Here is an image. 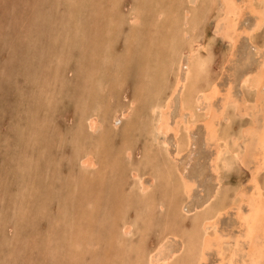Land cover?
<instances>
[{"label":"rangeland","instance_id":"obj_1","mask_svg":"<svg viewBox=\"0 0 264 264\" xmlns=\"http://www.w3.org/2000/svg\"><path fill=\"white\" fill-rule=\"evenodd\" d=\"M103 1V3L100 2L102 3L101 5L97 0H85V2L84 0H0V264H135V261L139 262L142 259L139 258L140 256L138 257L139 246L147 248V250H154L155 253V251H157L156 249L160 246L161 239H163V232H173L174 228L176 230L183 228V230L186 231L187 228L193 226L194 216L188 218H186V216H181L182 214L180 217L173 216L174 210L179 208L182 200L187 201L184 207L186 206V209L190 207L189 209H191L204 202L205 198H208L209 195L214 193V191L221 186L222 188L219 189L221 193L219 192L217 200L224 199L229 204L232 200L234 201V198L239 201L241 199V196H239L241 192L243 193L246 188L247 190L251 188L249 184L252 172L251 166L248 168L246 167L245 170L241 164H234L233 168H224L219 174L220 179L219 177L217 179L211 163L216 152L214 147H212L214 142L206 141L205 127L200 123L196 126L195 132L193 131L194 133H192L194 135L192 137L194 138L193 142L195 144L190 145L187 149L188 152L185 151L181 155L182 157L178 156L176 163L178 162L180 165H178V163L175 165H178L180 168L177 167L178 171L177 168H175L176 173H174L172 179H169V182H167V192L170 194L169 201L166 200V202L164 200L165 192L163 189L165 188H157V191H153V193L157 192L156 198L158 200L157 203L152 201V205L156 208L150 211L151 214H149V216L155 217H150L149 220H151V222L148 221V215L145 216V220L137 219V209H135V207L131 208L130 205L128 208L125 207L121 203L122 201L117 198L116 190L118 187L114 184L117 172H114V169L110 165L113 162L112 160L117 159L115 156L118 155L123 148L124 139L127 135L124 130L129 124H133L136 128L135 134L128 135L129 140L130 138L132 140H134V138L137 139L134 140L135 146L133 157L130 159L131 161L127 157L121 159L124 164H121L122 170H119L120 174L124 171H126L125 173H127L128 170L130 171L131 164H140L141 161L144 160L143 149L147 143V135L143 133V131H146V120L144 121V119L149 112L147 109L143 110V108L145 109L147 100L138 101L137 108L139 106V109L136 108V110L133 111V119L132 116L128 119H123L122 116L114 117L112 116L114 113H110L109 119L105 122L107 125L105 130L109 132L107 136L108 139L106 138L102 146L96 143L97 140L94 141L96 138L95 134L93 137H88L90 134L85 128L86 124L84 120L86 111L96 109L103 115L107 107L108 109L112 108V110H114L116 109V105H120L126 111L129 100H131L134 92H136L140 86H143L145 90L146 87L148 89V92L144 90V92L148 94L144 93L142 96L143 99L147 96L152 98L153 95L149 96V93H152L155 89L150 90V92L149 89L155 84L158 85L160 83L159 81H161L158 80V76L161 79L160 75L162 73L159 69L160 62H163L165 56L169 57L168 55L171 56L174 54L177 46L188 47L192 38L189 36V38L181 39V32L174 30V26L178 25L177 22L179 23V21H182H178L177 18L174 19V14H176L178 18H182L179 4H181L180 2L183 4L186 0H172V4L170 3L171 0H144L143 3L145 7L142 6L144 10L142 8V15L137 19V23L139 22L140 24H134L132 19H130V13L133 12V7L139 4L141 2L140 0H119V2L117 0ZM109 1L110 3H114V6H112L116 7V9L109 4ZM165 2L169 3V5ZM105 4L107 6H105ZM164 4H166L165 7ZM108 6L109 9L106 8ZM154 9L159 10L154 11ZM171 11L173 13L168 14ZM247 11H249V9H247ZM161 13H167L168 15L165 14L164 16L161 15ZM178 13L180 15H178ZM111 14L116 16L113 17ZM148 15H150V17H148ZM169 15H171L172 18ZM122 16L124 19H122ZM142 16H146V18L144 17L145 19L148 17L146 22ZM109 17H113V19ZM166 17H168V20ZM169 19H173L174 21H169ZM215 19L216 17H212V19L204 20L203 22H207L208 20L209 23L205 22V24H201V28L198 27L196 29L198 33L201 34L199 40L201 42H199V44L204 42L203 44L207 46L206 48H201V51H206L207 48H210V53L212 52L211 57L213 58L211 59L213 62L211 61L209 66V73H204L202 77V84L206 85L207 82L209 83L210 79L215 76V79L218 80L215 82L220 85L219 87L222 86V91H225V89L229 88L231 83L236 80L237 83L234 82V88H230L235 89L236 91L233 89L232 91L234 94H237L241 92L237 80V78L240 77L239 70L244 73V69L249 65V67H251L253 62H259L261 57L260 54L264 55V50H258L257 46H254V43H252L253 48L251 45H238L233 47L235 50H233L234 53L237 52V56L234 57L230 54L231 47L226 39L222 38L223 41L216 40L215 43H211V45L208 46L209 39L215 35L214 22L217 20ZM121 20H123V22ZM117 23L120 25H116ZM160 23H165L166 26ZM77 24L79 25L77 26ZM153 26L154 28H152ZM148 28L149 30H146ZM166 28L168 29L166 30ZM134 29L136 31H133ZM146 31L155 32L156 36H152V33L149 34V32ZM160 31H162L161 35ZM166 31H169V33H166ZM112 32L117 34L116 37ZM133 32H135L134 34L137 37L132 34ZM174 32H177V34ZM146 33L149 35H146ZM162 35L168 40L164 39ZM149 36L152 37L150 38ZM154 37H158L157 40L161 46H157L159 43H154V41L158 42ZM143 38H145V41L142 40ZM152 38L155 40H150ZM129 39H133L132 42L135 39V41H138L136 44L140 46H135V41L133 44L130 43L131 41ZM150 41L156 44V46L154 44L151 45ZM162 43L164 44L162 45ZM143 44H145V46ZM167 44L169 49L166 48V51L164 45ZM131 45H134L133 47H135V49H133ZM128 46L131 55L127 52L129 55L126 56L125 49H127ZM140 47L142 49L143 47L145 48V50L143 49L144 52H142V49L140 50ZM21 48H23V50ZM156 49L160 52L159 54H162L164 51L158 58L156 56L153 57L156 54L158 55ZM153 50H155L154 55L152 54ZM252 50L253 56L250 54ZM145 52H151V58H155V61L159 60V63L155 61L152 62L154 59H150V57H148L149 55L147 56L148 59L151 60L149 62H152V64L156 63V65L153 64L152 66L155 68L152 69V67H150L151 64L147 62L148 59L145 56L147 53ZM143 53H145V55H142ZM103 55L105 57H103ZM108 55L111 57H108ZM141 55L142 57H146V60L142 59L144 62H147H145L148 64L147 67H143L144 62L141 59ZM163 56L164 59L162 60L161 58H163ZM167 57L166 59H168ZM230 61H232V63H230ZM247 61L249 64H247ZM165 62H169V60ZM222 65L225 66L223 67ZM148 67L152 70L146 69ZM230 67L234 70L238 67L236 69L237 73H235L236 71H231L229 74ZM97 69H99L101 73L97 71ZM248 69L249 68H247L246 71ZM148 70H151V73L149 72L150 74L147 73ZM158 70L161 72L160 75H156L155 77L151 76V74H159ZM98 77L101 82H105L103 83V88H100ZM207 79L209 81H207ZM154 80L155 82L157 80L159 83H154ZM168 81L169 83L172 82L173 78H169ZM112 82L120 85L113 87L114 91L109 90L110 88L107 87L108 84L112 85ZM151 82L154 84L153 86H151ZM136 83V86L139 84L138 87L134 85ZM121 91H124L125 94L122 95ZM114 98L117 100L113 101ZM176 98L174 99V108L171 112L170 123H174L176 119L179 120L181 116L179 99ZM101 102H105V108L99 105ZM49 103H51V105H49ZM108 104H110V107ZM220 105L221 97H218L215 100V106L219 108ZM204 106L205 105L201 107V110ZM99 107L102 108L99 109ZM142 110L146 114H144ZM137 111L141 112L142 115L141 113L138 114ZM199 112L198 116L203 115L202 111ZM183 117L186 119L189 118L188 114L183 115ZM116 121L117 123L120 122L118 130H115L113 127ZM240 123L238 119L232 120L229 131L232 137H237L238 139L243 138L240 137V135H243L241 131L242 127H240V125L242 126L243 124ZM222 125L224 126L225 124ZM224 127L228 128L226 126ZM181 128L184 129V124L181 125ZM234 131L239 134H236ZM101 132H103V130L100 131L99 134ZM83 135H85V138ZM160 138L163 140L165 137L160 135ZM167 140L169 143V152L175 154V144L177 141L175 135L169 133ZM80 142H83L85 145L83 146V143ZM79 143L82 144V146ZM230 143L232 144L233 141L231 140ZM157 145L153 147L154 149L152 148L151 156H153V160L158 159V162H163L166 156L164 154L165 147L159 146L161 143ZM242 146H240V148H242ZM79 147H81V149H79ZM88 147L97 154L99 153V160H102V162L104 158L112 159L114 157V159L110 161L111 163L108 161L110 164H106V167L107 165L109 167L103 168V163L102 167L94 170L93 174H88L79 158L85 150H88ZM114 153H116L115 156L109 157ZM81 167L84 169L82 170ZM102 168L104 170L102 172L104 179L99 180L97 178L98 172ZM140 168H143L142 165ZM107 169L112 172L109 173ZM181 170L185 172L187 177L192 178L190 180L196 182V187L193 190L194 193L192 192V195L190 194V197H192L190 199L188 196L184 195V191L181 189V183L179 181L181 180L179 175ZM262 173L264 174V171ZM262 173L259 175H261L260 178L263 180L264 175ZM114 175L115 177H113ZM129 175L130 174H128V176ZM73 176L76 179H73ZM92 176L96 177L92 178ZM93 179L97 181L95 180V182ZM128 180L129 182H133L131 176H129ZM144 180L149 182L150 177L146 174ZM72 182H74L76 186L74 183L71 184ZM83 182H85L86 185L83 184ZM129 182L127 183L129 184ZM217 182L219 183L217 184ZM100 183L102 185H100ZM127 183V191L124 192V195L126 197L131 195L135 196L136 189L129 188ZM101 186H103V188ZM238 193L239 195L237 196ZM162 198L165 205H167L164 210H161L157 205ZM47 200L48 203H46ZM216 202L212 204H216ZM242 206L243 210H247L246 206ZM117 214H120V217L117 216ZM124 221L132 224L135 222L134 224L136 226L133 228L135 236L123 235L124 232L120 230L119 227ZM29 222L31 223L30 226ZM219 223L220 234L224 237L223 245L227 251L231 252L234 250L232 247L236 244L235 237H237V234L239 235L242 230L241 227L239 228L236 210L233 208L225 213ZM176 224H180L181 227H178ZM161 226L163 228H160ZM168 226L173 228L171 229V227L169 228ZM112 227H118L117 230L119 232H116V230H114L115 228L112 229ZM141 229H144L142 231L143 233ZM108 231H110V233H108ZM114 234L116 236H114ZM228 234L232 236L230 237ZM80 238H84L80 240L81 243L79 242ZM172 238L175 247L181 245L182 238L180 240L178 239L179 237ZM97 240H99L98 243ZM232 240L235 243H233ZM77 242L80 244L79 248ZM87 242H89L88 246L86 245ZM92 244H94V246ZM71 247L75 249L72 251ZM83 247L84 249H82ZM85 247L88 249L86 250ZM112 248H115V252ZM116 248H118V250ZM108 249L112 251H108ZM70 252H72V255L69 256L68 253L70 254ZM84 254H86V256ZM237 254L239 255L235 257V262L238 264L244 263L246 254L243 248H240ZM105 256L109 257V259ZM80 257H82L83 260ZM104 259L107 261L104 262ZM218 262L219 256L217 252L212 250L207 261L201 264H218ZM262 264H264V262Z\"/></svg>","mask_w":264,"mask_h":264},{"label":"bare ground","instance_id":"obj_2","mask_svg":"<svg viewBox=\"0 0 264 264\" xmlns=\"http://www.w3.org/2000/svg\"><path fill=\"white\" fill-rule=\"evenodd\" d=\"M99 1L97 0L98 3L102 2L103 0H101L100 2ZM117 1L119 2V0H117ZM140 1H139L140 2L139 4H137V5H135L133 7V9H132L133 12L130 13L131 14V18L130 19H132V21L134 22V24L137 23V19H139L141 17V15H142L141 14V10L143 8L142 6H144V3H143L144 0H140ZM164 1H166V0H164ZM64 2H62V3H64ZM84 2H85V0H84ZM151 2H153V1H151ZM248 2H249V4L244 2L245 5H246V7L244 5L243 6L245 8H247V9H249L250 12L255 13L257 15V17H255L256 23H255V25L252 24L254 26H253V28L251 30H245V29L244 30H240L239 29L238 24H239V21L242 19V17H244V12H245L244 9L245 8L243 6H241V5H239L237 3V0H220V1L219 0H186L183 4H182V2H180L181 4H179V7H180L181 14H182V18L181 17L178 18L177 15L174 14L175 15V18L174 19L177 18L178 21L179 20H182V21H179V23L177 22L178 25L174 26L175 28L174 27L173 28H174V30H177V32L178 31L181 32L180 33V35L182 36L181 39L182 38L183 39L189 38V36H191L192 41L189 42L190 44L188 45V47H185V46L184 47L183 46H177L176 47V50H175V53L172 54L171 56L168 55L170 57V59L167 56H165V59H164V56H163V58H161L162 60L164 59L163 62H160V65H159L160 66L159 69H160V71L162 73L158 70V73L159 74H155V75L154 74H151V76H154L155 77L156 75L158 76L161 73V75H160L161 79L158 76V80H161V81H159L160 83L157 82V80H156V82L159 83L158 85L152 84L153 81L151 82V84H152L151 86L154 85L156 87L155 88L153 86L152 88L150 87L151 89H149V92H150V90L155 89V90L152 91V93L150 92L151 94L149 93V96L153 95L152 98H150V97H148L146 95L147 97L146 98L144 97V99H143L142 96L144 95V93H147L148 92L147 91L148 89H147L146 86H145L146 87V90H145V88L143 86H140V88H139L138 87L139 84H138V86H136L137 85V83H136L134 85L136 87H138V89H137L136 92H134V95L131 98V100L128 99L129 100V103H128L129 105L127 106L126 111L120 105H116L115 106L116 109H114V110H112V108L108 109V107L106 106L107 109L105 110V112L103 113V115H101L102 113H100V111H97L96 109H94V110H87L86 111V115L84 116L85 117L84 120H85V124H86L85 125L86 126L85 128L87 129V131L90 134V135H88V137H93V135L95 134L96 135L95 136L96 138L94 139V141L97 140L96 143H98V145L102 146V145H104L103 143L105 142V140H106V138L108 136V133H109V132H106V130H105V127L107 126L105 122L107 121V119H109L110 113L113 112L114 114L112 113L113 114L112 116H114V117H116V116L117 117L122 116L123 119H128L134 113L133 111L136 110L137 105H138V101H146L147 100L146 103L143 102V103H145V106H146L145 109L143 108V110H146L147 109V111L149 112L146 115V118L144 119V121L146 120L145 121L146 122V124H145L146 129L145 130L146 131L145 132L143 131V133L147 135V143H146V145L144 146V149H143V152H144L143 158H144V160H142L140 164H138V163H137L138 165L137 164L136 165L135 164H131L130 171L128 170L127 173H125L126 171H124L123 173L120 174V171L119 170H122L121 169L122 168L121 167V164H124L123 160H121V159L124 158V157H127L130 160L133 157L134 146H135L134 140H136L137 138H134V140H132L131 138L129 140V138H128V135H132L133 133L135 134L136 128L134 127L133 124L127 125V128L126 129L124 128L125 129L124 130L125 131V134L127 133V135H126V138L124 139L123 148L120 150L119 154L116 155V153H114L113 155L109 156V157H113V156L116 155L115 157H117V159H114V157L112 158L114 160H112L110 158H104V160L102 162V160L101 161L99 160L100 159L99 158V153L97 154L95 151H93L92 149H90V147H88V150L87 151L86 150H85V152L83 151L84 153L81 154V156L79 155L80 156L79 158L81 159L82 165L86 168L85 171L88 174H93L94 173V170L99 169V167L101 168L103 163H104L103 164V166H104L103 168L109 167L108 165L106 167V164L108 163V161L109 162L111 160L113 161L112 163L110 162L111 163L110 166L114 169V172H117V176L116 177H115V175L113 176V177L116 178V179H114V181H115L114 184H115V186L118 187V189L116 190L117 191V198H119V200L122 201L121 203L125 207L128 208V206L130 205L131 208L132 207H135V209H137V212H136V214H137L136 215V218L137 219L145 220V216L148 215V221L151 222V220H149L150 217H152L151 215L149 216V214H151L150 211H152V209H155L156 208V207L154 208V206L152 205V203L153 202H156L157 203V200H158L156 198L157 192L156 193H153V191H157V188L158 189L165 188V189H163L164 192H165L164 193L165 194V196H164L165 199L164 200L165 201L166 200L169 201V195L170 194H168V192H167V187H168L167 186L168 185L167 182H169V179H172V177L174 176V173H176L175 172V168L179 167L178 165H180L178 162H177L178 165H175V164H177L176 163V160L178 159V156L180 157L185 151L188 152L187 149L189 148V146L192 145V144H195L193 142L194 141V138L192 136H194V135L192 133L195 132L196 126L198 124H200V123H202L203 126L205 127V131H206V134H205V137L206 138L205 139H206V141H208V142H214V144L212 145V147H214V149H215L216 152H215V154L213 156L214 158L212 159V162L211 163H212L214 172L216 173L217 179L219 177L220 172L224 168L225 169L233 168L234 167L233 166L234 164H237V163L241 164L244 167L245 170H246V167L248 168L249 166H251V171L252 172H251L250 179H249V184H250L251 188L248 189V190L246 188L243 191V193L241 192L240 195H239V193L237 194V196L238 195L241 196V199L238 197L240 199L239 201L236 200L235 198H234V201L232 200V202L229 203V204L224 199H218L219 200L218 201L217 198H218L219 192H220L219 189L222 188L220 186V184H219L220 188L218 187L214 191V193H212L211 195H209V197L207 196L208 198H205V201L204 202H202L201 204H199L197 206L195 205L196 207H193L191 209H189L190 208L189 207L188 209H186L185 208L186 206L184 207V204H185V202L187 203V201L186 200H182L179 208L174 210L173 216L174 217H177V216L180 217L181 214H182L181 216H184V217L186 216V218H188L190 216H194V218H193V226L191 228H187L186 231H184L183 228L182 229L179 228L180 230H176L174 228V231L173 232L172 231L171 232H166V231L163 232V234H162L163 239H161V241H160V246L158 245L159 247L158 248L156 247L157 248L156 249L157 251H155V253H154V250H147V248H142V246H139L138 247V257L140 256L139 258H142V259L139 262L138 261H135V264H201L202 262H204V261L206 262L207 261V258L209 257V254H210V252L212 250L215 251V252H217V255L219 256V262H218V264H238V263L235 262V257L237 255H239L237 253L240 250V248H243V251L246 254V257L244 259V263H242V264H262L264 262V240H263L264 239V178L262 180L260 178L261 175H259V174H261L264 171V110L261 111L260 108H259V107H261V109H262L264 107V105L262 104V102L264 101V55L260 57V61L258 62V65H256L257 68L254 67L255 70H252L254 68H251L250 69V67H247V68H249L247 71H246L247 68L244 69L246 71V72L244 71V73H242L239 70V73H240L239 76L240 77L237 78V80L239 82L238 85H239L240 91L241 92H244V91L249 92L250 89L257 91L256 93L253 92V91H251V92L254 93V94L252 93L253 95L250 94L251 92L249 93L250 95L248 94L249 97L250 96L253 97L256 94L255 95L256 98L254 97L255 99H253L252 105H250L248 103V99H246L244 93H241V97H240L236 93L234 94V92L232 91V89L234 88L233 87L234 82L237 83L235 79H234L235 81L231 83L232 86L230 85L229 88L225 89V91H222L221 90L222 86L219 87L220 85H218L216 83L218 80L215 79V76L212 77L211 79L209 78L210 81L207 79V81H209V83L207 82L206 85L202 84V79H203L202 77H203L204 73H209V71H210L209 66H210L211 61H212L211 59H213V58L211 57L212 56L211 55L212 52L210 53V51H211L210 48H207L206 51H201V48H203V47L206 48L207 46H205L203 44L204 42L202 44H199V42H201V41H199L200 38H201L200 37L201 34L198 33V30H196L198 27L199 28L202 27L201 26L202 22L205 20V18H207V16L211 15L210 12L214 11L213 8H216V6H218V3H219L220 6H218V7L220 9L218 10V12L216 11V12L212 13V15L210 16L211 18L212 17L213 18L216 17V19H217V20L215 19L216 20V25L214 27V29H215V35L214 36H217V37H220V38H223V39L228 40L229 41V46L231 47L230 48L231 53L230 52L229 53L231 54V56H234L235 57L236 56L235 54L237 52L234 53L235 50H234L233 47L235 46V43L236 42L238 43L240 37L242 35L244 36L246 34L248 36V38H250L249 40L251 41V44H252L254 42V40L251 39V38H254L253 37V34L256 33L257 31H260L262 29V25H263V19H264V17H263L264 15L262 14V11L263 10L260 11L261 9H258L255 6V4L256 5H259V4L255 3L253 0H251V1L249 0ZM102 3H100V4L102 5ZM165 3H167V2H165ZM170 3L172 4V0L170 1ZM109 4L111 6L112 5L114 6V3H110V1H109ZM107 5H108V3H107ZM107 5L105 4V6H107ZM165 5L166 4H164V7H165ZM167 5H169V3H167ZM109 6L106 7V8L109 9ZM96 8H95V10H96ZM113 8L116 9V7H113ZM152 9H153V7H152ZM143 10H144V8H143ZM157 10H159V9H157ZM157 10L154 9V11H157ZM139 12H140V15H139ZM162 12H164V11H162ZM208 12H209V14H208ZM110 13H112V12H110ZM145 13H146V11H145ZM167 13H165V14H167ZM172 13L173 12L171 11L168 14H172ZM165 14L161 13V15H164V16H165ZM178 15H180V14L178 13ZM115 16H113V17H115ZM146 16H142V18H144V17L146 18ZM169 16H171V15H169ZM113 17H109V18L110 19L111 18L113 19ZM148 17H150V15H148ZM148 17H147V19H148ZM168 17H166L167 20H168ZM171 18H172V16H171ZM122 19H124V17ZM125 19H126V17H125ZM147 19H145L144 21L146 22ZM170 20L171 19H169V21ZM121 21L123 22V20H121ZM171 21H174V20L172 19ZM114 22H117V21H114ZM129 22H131V21H129ZM149 23H151V22H149ZM160 24H163L164 26H166L165 23H160ZM78 25L79 24H77V26ZM116 25H120V24L117 23ZM133 26H135V25H133ZM113 27H114V25H113ZM161 27H163V26H161ZM140 28H141V26H140ZM152 28H154V26ZM167 29L168 28H166V30ZM146 30H149V28L146 29ZM133 31H136V30L134 29ZM146 32H149V31H146ZM177 32L176 33L174 32V33L177 34ZM134 33L135 32H133L132 34L135 35ZM151 33L152 32H149V34H151ZM161 33H162V31H160V35H161ZM166 33H169V31H166ZM113 34H111V35H113ZM138 34H139V32H138ZM149 34L146 33V35H149ZM155 34H156L155 32L152 33V36H156ZM114 35L116 37L117 34H114ZM169 35H172V34H169ZM259 35H261V34L259 33ZM55 36H57V35H55ZM144 37H145V35H144ZM157 38L158 37L155 38L156 41H158ZM26 39H27V37H26ZM75 39H77V38H75ZM164 39H166V37H164ZM223 39H221V40L223 41ZM132 40L133 39L130 40L131 41L130 43L133 44V42L135 41V39H134L133 42H132ZM138 40H139V37H138ZM142 40L145 41V38H143ZM142 40H140V41H142ZM150 40L154 41L153 38L150 39ZM166 40H168V39H166ZM136 42H138V41H135V44L134 45L135 46L137 45V47H139L140 45L138 46V44H136ZM208 42L209 43L207 45L208 46L211 45L210 42H212V39H210ZM154 43H159V41L158 42H155L154 41ZM154 43L151 42L150 44L152 45ZM163 44L164 43H162V45ZM257 44H258V42H257ZM143 45L145 46V44H143ZM154 45L156 46V44H154ZM133 46L131 45V47L133 49H135V47H133ZM157 46H161L160 43ZM147 47H146V51H147ZM164 47H163L164 49H166V48L169 49L168 44L167 45H164ZM23 48H21V49L23 50ZM152 48H154V47H152ZM129 49H130L129 46L127 47V49H125L126 50L125 51L126 52V54H125L126 56L129 55L130 52H131ZM141 49L142 48L140 47V50ZM143 49L145 50L144 47H143ZM143 49H142V52H144ZM148 49H150V48H148ZM167 49H166V51H167ZM257 49L258 50H264V45H262V46H259L258 45L257 46ZM28 50H29V48H28ZM148 51H151V50H148ZM156 51H157V49H156ZM127 52H129V54ZM154 52H155V50H153V53H152L153 55L155 54ZM157 52H158V55L156 54L153 57L156 56L158 58V56L159 55H162L164 51L162 52V54H159L160 53L159 51H157ZM145 53H147V55H145ZM145 53H143L142 55H145L146 57L149 55L148 57H150V59L153 58V57L151 58V56H150L151 52H145ZM170 53H171V51H170ZM224 54H223V56H224ZM104 55H103V57H105ZM142 55H141V59L143 58V59L146 60V57L144 56L145 57L144 58V57H142ZM108 57H111V56L108 55ZM148 57H147V59H148ZM166 57L168 59H166ZM150 59H148L147 62L151 61ZM153 59L154 60L152 62L155 61V58H153ZM166 60L167 61L169 60V62H165ZM158 61H155V62L157 63ZM143 62H144V60H143ZM145 62H144V65H146V66L143 65V67H147V65H148V64H146L147 62L146 63ZM152 62H149V64H151L150 67H152L153 64L156 65V63H153L152 64ZM245 62H246V60H245ZM230 63H232V61H230ZM253 63H255V62H253ZM247 64H249V62ZM250 64H251V62H250ZM97 68H98V66H97ZM153 68H155V67H152V69ZM237 68L238 67H236V69ZM142 69H145V68H142ZM146 69H151V68L148 67ZM236 69L234 71H236ZM151 70H148L147 73L150 74L151 73L150 72ZM97 71H99V69H97ZM155 71H157V70H155ZM234 71H232V72H234ZM230 72L231 71H229L228 73L230 74ZM235 73H237V71ZM144 74H145V72H144ZM221 74H222V72H221ZM233 75H235V74H233ZM140 76H142V75H140ZM108 77H110V76H108ZM169 78H173V81L170 82V83L168 81ZM217 78H218V76H217ZM231 78H233V77H231ZM97 79L99 80L98 83H99L100 88H101L103 86V83H105V82H101V80H100L99 77ZM98 80H96V81H98ZM142 81H144V80H142ZM156 82L154 80V83H156ZM139 83H141V82H139ZM141 85H144V84H141ZM116 86H120V85L119 84H114V82H112V85L108 84L107 87L110 88L109 90H113L114 89L113 87H116ZM230 87H233V88H230ZM225 88H226V86H225ZM144 90L147 91V92H144ZM233 90H235V89H233ZM43 92H44V90H43ZM121 94L123 95V94H125V92L124 91L123 92L121 91ZM218 97H221V105H220L219 108H216V106H215V100ZM175 98L176 99H179V107H180L181 116L179 115L180 116V119L179 120L176 119V121L174 123H170L171 122L170 121V119H171V112H172V110L174 108V99ZM125 99H126V97H125ZM109 100H111V99H109ZM116 100L117 99L114 98L113 101H116ZM104 104H105V102H101V104H99V105L102 106L103 108H105ZM49 105H51V103H49ZM203 105H205V106L201 110V107ZM108 106L110 107V104H108ZM111 107H112V104H111ZM90 108H91V106H90ZM101 108L99 107V109H101ZM232 108H234V112L231 110ZM257 108H259V109H257ZM137 109H139V106H138ZM143 110H142V112H143ZM199 111H202L203 115L198 116V112ZM235 111H237V113L239 115H241L242 117H244V118L246 116H252V118L254 117L253 123H250L249 124L248 122L250 121V119L247 117L246 119H248V121H247V124L248 125L247 126L246 125L245 126L244 125L243 126L240 125V127H242L241 131L243 132V135L242 136L240 135V137H243L242 139L241 138L238 139L237 137H232V134H230V132H229L230 131V128H231L230 127L231 122H232V120L234 121V118H233L234 116L233 115L236 113ZM255 111L259 112L260 115L258 114L257 116H255L256 115V114H254ZM83 112H85V111H83ZM137 113L139 114L141 112H138L137 111ZM143 113L146 114L145 112H143ZM185 114H188L189 118H187V119L184 118L183 115H185ZM141 115H142V113H141ZM239 118H240V116H239ZM132 119H133V116H132ZM132 121H134V120H132ZM115 123L116 124H113V127L115 128V130H118L120 122L117 123V121H116ZM183 124H184V129L181 128V125H183ZM222 124H225L224 126H226L228 128H225ZM143 129H144V127H143ZM102 130H103V132H101L99 134V132L102 131ZM232 132H233V130H232ZM234 132L236 133V131H234ZM169 133H173L175 135L176 139H177L176 144H175V146H176L175 154H171L169 152V150H168L169 143H168V140H167V136L169 135ZM160 135H163L165 138H163V140H161ZM84 136L85 135H83V137ZM109 137H110V135H109ZM145 138H144V140H145ZM76 139H75V141L77 142L78 139L77 140ZM231 140L233 141L232 144L230 143ZM80 143H83V142H80ZM158 143L159 144L161 143V145H159V146L165 147V149H164L165 150V153L164 154L166 156L164 157L163 162H160V161L158 162L157 161L158 159H155L156 160L155 161V160H153V156H151L152 148L154 146H156ZM63 144H64V142H63ZM121 144H123V143H121ZM80 145L82 146V144H80ZM84 145L85 144L83 143V146ZM105 145H107V144H105ZM240 146H242V148H240ZM95 147H97V146H95ZM79 149H81V147H79ZM83 149H84V147H83ZM161 150H162V148H161ZM80 153H82V152H80ZM77 156H78V154H77ZM108 159H110V160H108ZM167 160H169V161H167ZM168 162L170 163V166H169V163ZM110 163H108V164H110ZM141 165H142L143 168H140ZM103 168L100 169L99 172H98V177L97 178L99 180L104 179L103 178V173H102L104 171ZM79 169H80V167H79ZM81 169L83 170L84 168L81 167ZM108 169H107V171H109ZM126 169H128V168H126ZM177 171H178V168H177ZM110 172H112V171H109V173ZM225 173H227V172H225ZM104 174H105V172H104ZM128 174H130L129 176H131V179L133 180V182H129V180H128V178H129ZM146 174L150 177L149 182H146L144 180V177L146 176ZM179 175L181 177V180H179V181L181 183V189L184 191V195L185 196H188L189 199L192 198L190 196L192 195L191 193L193 192V190L196 187V185H195L196 182L194 180H190L192 178L187 177L185 175V172H182V170L180 171ZM95 177L96 176H92V178H95ZM177 177H178V175H177ZM90 178H91V176H90ZM73 179H76V178L74 177ZM219 179H220V177H219ZM176 180H175V182H176ZM127 182H129V184ZM162 182H163V185H162ZM73 183L74 182H72L71 184H73ZM126 183L128 184L129 188L136 189V193L134 192L136 194V195L134 194L135 196H132L130 194L131 196H129V197L127 196L126 197L124 195V192L127 191V189H126ZM218 183L219 182H217V184ZM80 184H81V182H80ZM83 184H85V182H83ZM103 184H105V183H103ZM100 185H102V184L100 183ZM221 185H222V181H221ZM75 186H76V184H75ZM101 187L103 188V186H101ZM239 191H240V187H239ZM129 193H127V194H129ZM132 193H133V191H132ZM151 193H153V194H151ZM230 193H232V192H230ZM22 195H24V194H22ZM170 198H171V196H170ZM164 200L162 198L158 202V204H157L158 207L161 210H164V208L167 207V205H165V203H164ZM216 201H218V202H216ZM213 202H216V204H212ZM46 203H48V200H47ZM242 205L246 206L247 210H245V209L243 210L242 209V207H243ZM46 207H48V206H46ZM233 208L236 210V216H237V219L239 221V228L241 227L242 230L239 233V235L237 234V237H235L236 238V241H235L236 244L233 247L231 246L232 249L234 248V250H232L230 252V251H227L225 249V246L223 245L224 244L223 243L224 242L223 241L224 237L220 234V231H219V224H220L219 221H220V219L223 217V215L225 213H227L229 210H231ZM173 209H172V211H173ZM6 210H8V209H6ZM117 216L120 217V214H117ZM152 218H155V217H152ZM182 219H183V217H182ZM22 220H23V218H22ZM31 223L29 224V226L31 225ZM134 223L132 224V223H129L127 221L126 222L124 221L122 223V225L119 227V229L120 230H123V232H124L123 235L131 236V237L132 236H135L134 235V232H133V228L136 225ZM171 224H172V222H171ZM180 224H178V225L176 224V225L179 227ZM14 225H15V223H14ZM182 226H183V224H182ZM168 227L170 228L171 226H168ZM19 228H20V226H19ZM117 228L116 227H112V229L116 230V232L118 231ZM160 228H163V227L161 226ZM172 228L173 227H171V229ZM109 229H110V227H109ZM38 230H39V228H38ZM138 230H139V227H138ZM143 230L144 229H141V232ZM108 233H110V231H108ZM114 233H115V231H114ZM76 234H79V233H76ZM115 234H114V236L117 235V234L116 235ZM173 235H175V236H173ZM110 236H111V234H110ZM112 236H113V234H112ZM228 236H230V235L228 234ZM172 237H179L178 238L179 240L182 238L181 239V245L178 243L180 246L175 247L174 246V243H173V238ZM113 238H115V237H113ZM81 239H84V238H80L79 239V242L80 243H81V241H80ZM226 239H227V237H226ZM227 240H225V241H227ZM230 240H231V238H230ZM77 241H78V239H77ZM84 241H86V240H84ZM98 241L99 240H97V243H98ZM79 242H77V243L79 244ZM232 242H233V240H232ZM232 242H230V243H232ZM235 242H233V243H235ZM88 243L89 242L86 243L87 246H88ZM97 243H96V245H97ZM94 244H92V245L94 246ZM244 244H246V245H244ZM79 246H80V244L78 245V248H79ZM69 247H70V245H69ZM76 247H77V244H76ZM226 247H227V244H226ZM78 248H76V249H78ZM97 248H95V249H97ZM71 249L73 251V249H75V248H72L71 247ZM82 249H84V247ZM85 249L87 250L88 248L85 247ZM114 249L112 248V250L115 252ZM116 249L118 250V248H116ZM112 250L111 249L110 250L108 249V251H112ZM84 252H85V250H84ZM71 253L72 252H70V254L68 253V255L69 256L72 255ZM84 255L86 256V254H84ZM65 257H66V255H65ZM105 257H107V256H105ZM120 257H122V256H120ZM71 258H70V260H71ZM80 258L82 259V257H80ZM107 258L109 259V257H107ZM239 258H241V257H239ZM105 259H104V262L107 261ZM114 260H115V258H114ZM68 263H70V262H68ZM101 264H105V263H101Z\"/></svg>","mask_w":264,"mask_h":264},{"label":"crops","instance_id":"obj_3","mask_svg":"<svg viewBox=\"0 0 264 264\" xmlns=\"http://www.w3.org/2000/svg\"><path fill=\"white\" fill-rule=\"evenodd\" d=\"M220 1V0H219ZM249 0H237V3L239 4V5H241V6H245L246 7V5H245V3H248L249 4V2H248ZM251 1V0H250ZM255 3H257V4H259V5H256L255 3V6L258 8V9H261L260 11H264V0H253ZM242 2V3H241ZM245 2V3H244ZM241 3V4H240ZM262 3V4H261ZM217 5V4H216ZM218 6H220V4L218 3ZM218 6H216V8H213V10L214 11H212V12H210L211 13V15H212V13H214V12H218V10L220 9ZM243 6V7H244ZM244 7V8H245ZM262 11V14L264 15V12ZM208 14H209V12H208ZM216 14V13H215ZM211 15H209V16H207V18H205V20L206 19H212L210 16ZM255 17H257V15L255 14V13H252V12H249V11H247V9L245 8V12H244V18H242L240 21H239V24H238V26H239V29L240 30H251L252 28H253V26L255 25V23H256V19H255ZM264 17V16H263ZM207 20V23H209V21ZM202 24H205L204 22H202ZM252 24H254V25H252ZM216 25V21L214 22V26ZM242 25V26H241ZM249 25V26H248ZM252 25V26H251ZM263 25H264V19H263ZM262 25V29L260 30V31H257L256 33H254L253 34V37L254 38H251L252 40H254V46H262V45H264V26ZM241 27V28H240ZM243 27V28H242ZM245 27V28H244ZM248 28V29H247ZM250 28V29H249ZM263 31V32H262ZM261 34V35H259V33ZM255 35V36H254ZM214 38V39H213ZM257 40H256V39ZM210 39H212V42H210V44L212 43H215V41L216 40H221L222 38H220V37H214V35L210 38ZM209 39V40H210ZM250 38H248V36L245 34L244 36L242 35L241 37H240V39H239V41H238V43L236 42L235 43V47L236 46H238V45H241V46H245V45H251V47H252V44H251V42H249L250 40H249ZM260 40V41H259ZM228 41V40H227ZM257 42H258V44H257ZM260 43V44H259ZM228 44H229V41H228ZM253 48V47H252ZM252 56H253V50H252V52L250 53ZM236 56H237V53L235 54ZM260 56H263L262 54H260ZM236 60V59H235ZM256 60V59H255ZM252 65V64H251ZM256 65H258V61H255V63H253V65L251 66L252 68H257V66ZM250 66V65H249ZM248 66V67H249ZM254 66V67H253ZM250 67V68H251ZM255 68L254 69H252V70H255ZM229 71H234V69H232V67H230V69H229ZM238 86V85H237ZM247 90V89H246ZM248 91V90H247ZM251 91H253V92H257L256 90H252V89H250L249 90V92H246V91H244V92H242V93H244L245 94V97H246V99H248V103L250 104V105H252V101H253V99H255L256 97H255V95L252 97V96H248V94L251 92ZM253 92H251L250 94H252ZM247 93V94H246ZM238 94V96H240L241 97V92H238L237 93ZM249 94V95H250ZM254 94V93H253ZM252 94V95H253ZM255 97V98H254ZM250 98V99H249ZM263 101V100H262ZM261 101V102H262ZM262 104L264 105V101L262 102ZM260 108V110L261 111H263L264 110V107L261 109V107H259ZM259 108H257V109H259ZM233 112H234V108H232L231 109ZM230 111V110H229ZM231 111V112H232ZM232 112V113H233ZM236 113L233 115L234 117V120H240V122L245 126H247L248 124H247V121H248V119H246L247 117L250 119V121L248 122L249 124L250 123H253V121H254V117L252 118V116H246L245 118L244 117H242L241 115H239L238 113H237V111H235ZM256 112V113H255ZM254 112V114H256L255 116H257L258 114H259V112H257V111H255ZM239 116H240V118H239ZM240 123V124H241ZM242 125V126H243Z\"/></svg>","mask_w":264,"mask_h":264}]
</instances>
